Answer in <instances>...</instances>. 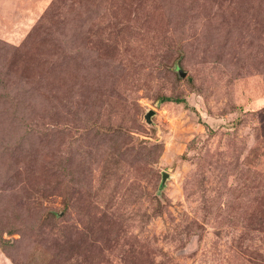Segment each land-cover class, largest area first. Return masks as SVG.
Returning a JSON list of instances; mask_svg holds the SVG:
<instances>
[{"label": "rangeland", "instance_id": "rangeland-1", "mask_svg": "<svg viewBox=\"0 0 264 264\" xmlns=\"http://www.w3.org/2000/svg\"><path fill=\"white\" fill-rule=\"evenodd\" d=\"M0 264H264V0H0Z\"/></svg>", "mask_w": 264, "mask_h": 264}, {"label": "water", "instance_id": "water-1", "mask_svg": "<svg viewBox=\"0 0 264 264\" xmlns=\"http://www.w3.org/2000/svg\"><path fill=\"white\" fill-rule=\"evenodd\" d=\"M184 74H185L184 72H180L181 76H184ZM151 114H152V111H149L145 114V119L148 123H151V118H150ZM166 178H168V173L163 172V174H162V186L164 185Z\"/></svg>", "mask_w": 264, "mask_h": 264}, {"label": "trees", "instance_id": "trees-1", "mask_svg": "<svg viewBox=\"0 0 264 264\" xmlns=\"http://www.w3.org/2000/svg\"><path fill=\"white\" fill-rule=\"evenodd\" d=\"M179 74H180V73H179ZM161 100L168 101V100H170V99L164 97V98H162ZM175 101L178 102V103H181V102L184 103V102H185L184 99H175Z\"/></svg>", "mask_w": 264, "mask_h": 264}]
</instances>
